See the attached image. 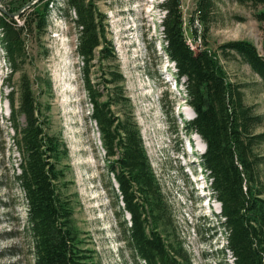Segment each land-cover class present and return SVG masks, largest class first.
I'll list each match as a JSON object with an SVG mask.
<instances>
[{
    "label": "rangeland",
    "instance_id": "1",
    "mask_svg": "<svg viewBox=\"0 0 264 264\" xmlns=\"http://www.w3.org/2000/svg\"><path fill=\"white\" fill-rule=\"evenodd\" d=\"M38 1L0 0V7L5 10L26 2L20 8L22 12L29 7L25 6L27 3ZM64 1L54 0L50 4L48 26L43 34L24 35L26 56L11 78L7 77L10 67L0 47V264H35L26 225V200L15 179L19 172L15 132L8 121L10 88L6 83L18 94L24 75L31 83L47 132L66 146L67 154L57 161L64 173L57 183L58 191L70 202L78 247L88 255L86 261L143 264L133 256L126 239L123 221L128 225L129 214L120 217L122 203L110 188L111 185L118 192L117 183L107 174L98 128L89 118L91 106L82 84L83 62L75 52L77 34L68 16L74 18V14L66 15L62 9ZM93 1L115 60L99 62L96 57L89 66V78L103 91L102 79H109L107 73L117 71L122 76L118 84L127 101L112 106V110L122 118L131 115L139 128L148 161L171 212L172 220L164 229L179 235L193 264H233L230 252L224 250L226 232L218 216L220 203L210 190L202 191L199 183L195 185L192 180L198 177L191 176V172H199L205 144L186 128L195 113L185 100L182 80L175 81L174 64L163 49L160 23L165 11L159 6L163 0ZM198 1L180 0L187 43L192 49L204 47L218 55L227 79L242 86L244 104L262 116L255 131H264V86L260 78L236 54L224 58L218 50L222 43L244 39L264 54V22L254 18L255 10L248 3L211 0L206 31ZM19 14L12 17L22 24ZM189 25L196 30L195 34ZM106 93L104 90L101 100L106 99ZM20 122L24 123V119L20 118ZM255 150L264 155V143ZM259 171L264 178V164ZM201 172L206 175L204 169Z\"/></svg>",
    "mask_w": 264,
    "mask_h": 264
},
{
    "label": "trees",
    "instance_id": "2",
    "mask_svg": "<svg viewBox=\"0 0 264 264\" xmlns=\"http://www.w3.org/2000/svg\"><path fill=\"white\" fill-rule=\"evenodd\" d=\"M236 1L248 3L255 10L254 18L264 22V0ZM53 2L39 0L25 8L18 15L22 24L10 13L26 2L7 6L0 14V47L10 67L8 78L26 56L24 35L34 32L40 36L46 30ZM159 6L165 11L160 23L164 52L174 63L175 79L182 80L185 100L195 113L186 128L205 144L198 164L210 178L208 190L220 203L218 216L226 232L224 250L230 252L233 264H264V178L259 171L264 155L255 150L264 143V131H255L262 116L244 104L242 86L227 79L215 52L204 47L195 50L187 43L180 0H163ZM211 6V0H199L197 4L206 31ZM62 9L66 15L74 14V18L68 16L77 34L75 52L83 62L82 84L91 106L89 118L98 128L107 174L117 183L118 192L110 188L122 203L120 217L129 214L128 225L123 223L133 256L143 264H193L179 235L164 229L172 220L171 212L161 195L138 126L131 115L122 118L112 110V106L127 101L118 84L122 76L117 71L107 73L109 79H102L103 91L89 78L88 69L96 57L99 62L115 60L94 1L65 0ZM189 27L195 34L196 30ZM218 50L224 58L236 54L264 86V54L251 41H228ZM6 84L10 88L8 121L15 132L13 142L19 155L15 179L26 200L34 263L89 264L88 255L78 247L70 202L58 191L57 183L64 173L57 161L67 154L66 146L49 134L40 120L28 77L23 76L18 94ZM104 90L106 99L101 100Z\"/></svg>",
    "mask_w": 264,
    "mask_h": 264
},
{
    "label": "water",
    "instance_id": "3",
    "mask_svg": "<svg viewBox=\"0 0 264 264\" xmlns=\"http://www.w3.org/2000/svg\"><path fill=\"white\" fill-rule=\"evenodd\" d=\"M34 2H32V3H27L25 6L27 7V6H30L31 4H33ZM0 10L1 11H3V12H6V10H4V9H2L1 7H0ZM21 12V10L19 9L18 11H16L15 13H10L11 15H13V14H19Z\"/></svg>",
    "mask_w": 264,
    "mask_h": 264
},
{
    "label": "bare ground",
    "instance_id": "4",
    "mask_svg": "<svg viewBox=\"0 0 264 264\" xmlns=\"http://www.w3.org/2000/svg\"><path fill=\"white\" fill-rule=\"evenodd\" d=\"M197 136V135H196ZM198 137V136H197ZM198 139H199V137H198ZM199 141L201 142V143H203L202 141H201V139H199ZM204 147V146H203ZM198 149V148H197ZM200 150V149H199ZM203 151H201V153H202Z\"/></svg>",
    "mask_w": 264,
    "mask_h": 264
}]
</instances>
